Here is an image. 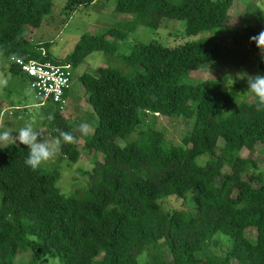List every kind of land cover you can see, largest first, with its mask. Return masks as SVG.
Listing matches in <instances>:
<instances>
[{"label": "trees", "instance_id": "1", "mask_svg": "<svg viewBox=\"0 0 264 264\" xmlns=\"http://www.w3.org/2000/svg\"><path fill=\"white\" fill-rule=\"evenodd\" d=\"M96 1L112 2V14L129 20L101 35H82L71 54L57 59L46 44L32 46L24 37L26 27L41 28L52 0H0V54L25 83L29 79L11 58L69 65L72 79L93 52L119 55L128 68L100 67L78 78L98 120L91 135L80 133L81 123H69L57 108L46 117L51 138L56 129L76 138L60 146L59 158L77 163L79 138L88 154L103 156L102 162L92 160L90 173H81L88 187L65 197L56 186L57 171L25 164L27 146L0 148V264H16L20 253H30V264L49 258L60 264H264V166L240 154L257 146L264 152V110L257 111L254 96L239 100V84L225 91L219 80L186 83L192 72L222 67L226 34L174 49L135 44L127 55L118 53L137 28L156 31L163 20L184 22L187 37L230 30L228 13L236 0H64L63 10L72 14ZM245 4L243 20L254 18L257 35L264 30V12ZM246 53L264 73L254 42L248 40ZM149 114L193 119V125L179 145L164 146L163 135L154 131L146 142L116 145ZM204 155L206 163L198 165ZM172 197L192 200L194 212L166 211L161 202ZM249 229L254 239L246 236ZM217 236L229 241L221 256L210 250L218 246Z\"/></svg>", "mask_w": 264, "mask_h": 264}, {"label": "rangeland", "instance_id": "2", "mask_svg": "<svg viewBox=\"0 0 264 264\" xmlns=\"http://www.w3.org/2000/svg\"><path fill=\"white\" fill-rule=\"evenodd\" d=\"M260 7L264 12V0H236L233 7L229 11V28L230 30H213L203 31L194 37H187L183 34L185 23L174 20H163L158 30H152L145 27H139L134 33H131L127 40L120 44L118 53L127 55L130 53L135 44L147 45L149 43L160 44L163 47L174 49L184 45L185 43L195 42L206 38H221L226 34L225 40L220 41L221 46L226 49V59L220 68H202L196 72L189 74V79L186 83L192 81H203L207 79L219 80L222 83V89L227 91L233 85L239 84L241 86V93L239 95L240 101L251 102L253 95L245 93L248 90L246 80H235L232 83L229 75L235 78V74L241 70L250 75L261 74L263 72L257 70V61L254 57H250L246 53V43L250 37L254 35L253 22L251 19L249 24L243 20L245 12V2ZM52 10L48 15L41 28L31 29L26 27L24 37L27 42L36 46L38 44H46L45 49L57 59H62L66 55L73 52L74 47L79 38L84 34L101 35L109 27L117 22L129 20L127 15L115 16L112 14V2L101 3L94 2L91 6L81 7L74 13L70 14L63 10L64 0H52ZM104 8V9H103ZM258 57V61L261 59ZM100 67H111L123 73L128 71V68L121 61L119 55H107L105 53L93 52L84 62L74 70L71 87L66 100L67 106L61 115L69 122L87 123L89 125L88 132L85 134L89 136L96 127L98 120L91 107L85 101L84 90L82 89L78 78L83 73L92 74ZM0 80H5L6 84L0 86V119L4 121L5 129L9 130L13 136H16L18 129L31 123L36 129L42 133L43 140H51L52 138L46 132L45 121L47 115L53 113L55 106L46 104L40 105V100L35 95V92L29 87L27 83L21 80L18 76L13 75L8 68V64L3 55L0 54ZM193 125V119L185 121L179 116L174 117H154L149 114L143 118L142 124L136 130L123 139H117L116 145L124 147L130 143H143L148 139L149 131H154L163 135L164 146L167 144L179 145L185 134L190 132ZM5 129H0L3 131ZM39 139V138H38ZM83 139L79 138L76 146L80 151V158L77 163L72 164L66 158H59V152L44 162L39 169L42 171H57L59 179L56 186L61 194L65 197L74 195V193L88 187V178L81 173H90L92 171V160L96 158L102 162L103 156L99 153L88 154L83 149ZM221 141L219 146H221ZM2 147V145H0ZM15 146H25L17 142ZM243 157H251L256 161L258 166H264V152L261 146H257L254 151L249 154L242 150L240 153ZM208 157L206 155L197 158L198 165H204ZM228 170L225 169L224 173ZM190 198V197H189ZM162 207L166 211L172 209H183L193 213L192 200L168 198L161 202ZM246 236L254 239L255 231L249 229L246 231ZM215 241L218 246H211L210 250L216 256L223 255L229 247L227 238L217 236ZM142 257V256H141ZM140 257V258H141ZM199 258L203 259V255L199 254ZM139 258V259H140ZM168 258V256H166ZM144 260L142 258L141 262ZM16 264H30V253H20L15 257ZM36 264H60L58 259L49 258L46 263Z\"/></svg>", "mask_w": 264, "mask_h": 264}, {"label": "clouds", "instance_id": "3", "mask_svg": "<svg viewBox=\"0 0 264 264\" xmlns=\"http://www.w3.org/2000/svg\"><path fill=\"white\" fill-rule=\"evenodd\" d=\"M250 42H254L256 48L259 50L261 62L264 63V30H261L257 35L250 37ZM232 83L235 80H246L248 90L245 93H249L256 98L257 111L264 110V75L255 74L250 75L247 72L241 70L235 74L233 79L231 75L229 77ZM5 80H0V86L5 85ZM49 120L53 117L49 116ZM89 125L82 123L78 127V131L82 134L88 132ZM0 129H5L4 121L0 119ZM57 136L51 140H43L42 133L36 129L31 123L18 129L16 136H13L7 129L0 131V148H6L11 145L19 144L25 145L28 148L27 156L25 158V164L31 169L35 170L40 167L44 162L51 159L55 153L59 150L63 143H74L75 137L70 132H65L60 129H56ZM39 138V139H38Z\"/></svg>", "mask_w": 264, "mask_h": 264}, {"label": "built area", "instance_id": "4", "mask_svg": "<svg viewBox=\"0 0 264 264\" xmlns=\"http://www.w3.org/2000/svg\"><path fill=\"white\" fill-rule=\"evenodd\" d=\"M10 61L29 79V87L40 100V105L51 104L60 112L67 106L64 98L72 81V69L69 65H54L38 63L36 61H23L11 58Z\"/></svg>", "mask_w": 264, "mask_h": 264}]
</instances>
